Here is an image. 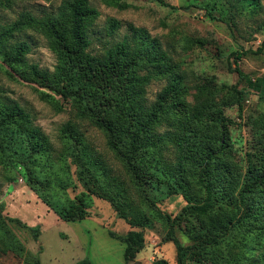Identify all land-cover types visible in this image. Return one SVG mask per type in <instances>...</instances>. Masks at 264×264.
I'll return each instance as SVG.
<instances>
[{
	"label": "trees",
	"instance_id": "1",
	"mask_svg": "<svg viewBox=\"0 0 264 264\" xmlns=\"http://www.w3.org/2000/svg\"><path fill=\"white\" fill-rule=\"evenodd\" d=\"M6 1L0 0V7ZM102 1L119 9L128 6L124 0ZM98 14L89 0H61L55 14H23L7 26L0 25V67L9 77L36 84L42 89V98L55 94L67 101L75 118L104 133L106 146L124 173H113V166L88 145L77 124L68 121L60 128L61 155L77 167L78 180L88 191L66 204L53 201L47 178L40 177L35 167L51 172L50 154L55 148L32 124L30 114L1 91L0 163L5 165L9 158L20 164L25 181L61 220L84 219L90 193H94L109 201L116 214L133 226L152 227L155 221H162L171 232L167 241L176 249V264H187L189 259L202 264H264V114L255 122L257 143L240 169L227 137V127L234 120L222 106L234 104L229 100L235 96L240 115L245 92L230 86L228 99L217 105L216 95L224 86L204 83L196 86V101L191 105L185 99L189 89L186 75L158 39L144 30L134 28L132 38L92 53L89 27ZM118 24L111 20L109 32ZM25 28L45 37L57 57L53 71L27 62L25 42L9 44L14 32ZM236 54V59L242 56ZM234 70L242 76L238 67ZM158 78L167 82L148 101L147 86ZM249 84L260 86L259 80ZM260 92L264 97V87ZM14 154L24 161L17 162ZM171 194H181L187 201L173 218L156 207L161 197ZM10 220L27 227L38 241V225ZM181 221L187 223L190 244L173 233ZM119 238L125 243V260L135 257L144 244L142 233L135 230ZM0 244L2 251L12 250L26 264H40L39 257L27 251L9 228L1 211ZM74 264L94 263L84 257ZM152 264L169 263L157 258Z\"/></svg>",
	"mask_w": 264,
	"mask_h": 264
},
{
	"label": "rangeland",
	"instance_id": "2",
	"mask_svg": "<svg viewBox=\"0 0 264 264\" xmlns=\"http://www.w3.org/2000/svg\"><path fill=\"white\" fill-rule=\"evenodd\" d=\"M128 6L123 9L107 6L102 0H89L99 14L89 27L92 53H101L105 48L124 38L134 36V28L144 30L157 38L179 64L189 85L185 99L193 105L196 101V86L204 83L224 86L216 95V104L228 99V87L235 85L245 93L241 99V116L238 114L236 97L232 105L222 106L224 113L234 120L227 127V137L232 156L242 169L247 163L252 148L257 143L258 124L255 122L264 114V0L242 3L240 0H124ZM0 7V25L7 26L23 14L45 17L58 12L61 0H7ZM201 5V6H199ZM214 18H211L205 9ZM117 21L118 28L109 32V22ZM25 42L29 50L25 57L28 63L40 69L53 71L57 57L48 47L45 37L32 29L14 32L9 44ZM242 53L239 59L237 54ZM237 61V62H236ZM238 67L242 76L234 70ZM259 80V88L249 84ZM165 78L154 79L146 89L148 101L165 86ZM36 84L9 77L0 67V91L11 102L23 107L32 124L38 126L55 148L50 154L52 171L37 166L40 177L47 178L52 200L66 204L70 199L87 192L78 180L77 167L69 157L61 155L60 128L66 122L77 124L86 142L101 153L107 163L113 166V173H124L121 164L106 146L104 133L87 121L75 118L70 104L59 95L42 98ZM17 162L24 159L17 154ZM21 165L13 164L9 158L5 165L0 163V211L9 228L18 237L27 251L37 255L40 264H74L89 257L94 264H152L157 258H164L169 264H176V249L169 227L162 221H155L152 227L133 226L119 217L111 203L90 193L86 207L87 216L78 221H64L45 204L36 190L20 173ZM64 182L65 188L59 185ZM181 194L161 197L156 207L175 217L186 205ZM10 218H18L27 226L38 225V241L31 231ZM187 223L173 227V233L184 244L192 243L185 230ZM129 230L142 233L144 244L132 259L125 260V243L119 236ZM1 246V244H0ZM257 252V251H256ZM0 264H26L22 256L12 250L0 248ZM187 264H202L189 259Z\"/></svg>",
	"mask_w": 264,
	"mask_h": 264
}]
</instances>
